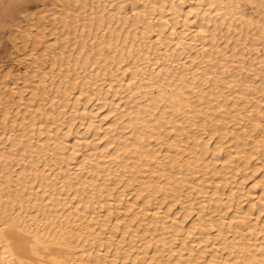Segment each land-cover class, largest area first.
<instances>
[{"label": "bare ground", "instance_id": "1", "mask_svg": "<svg viewBox=\"0 0 264 264\" xmlns=\"http://www.w3.org/2000/svg\"><path fill=\"white\" fill-rule=\"evenodd\" d=\"M235 1L237 0H160V3L157 2L150 5L151 1L148 0L147 10H144L139 5L141 0H133L137 6H140L136 7L134 15L143 21L144 29L142 34L138 33L140 31V23L138 22L128 23L125 28L121 27L123 24L122 20L127 15L126 6H121L112 12H109L110 10L108 9L93 7L94 10H97V12L94 11V15L96 13L103 19H110L109 30L124 33V36L127 39L129 38V41L127 43L123 42V38L120 35L113 37L100 35L94 42V46L100 50V53L91 54L87 64H76L74 62L75 57L85 52L92 42V40L88 39V35L97 31L101 32L105 27H98L96 23L89 26L87 24L85 31L73 34L80 45L77 48L78 50H75L76 54H72V58L67 55V52L60 55L59 58L61 60L72 59V72L73 70L78 72L73 82L76 89H71L67 93L65 100L60 103L58 100L47 96L42 99L43 104L51 105V107L48 106L42 112L43 122L41 127L37 128L36 119L32 120L30 124L22 126L23 131L35 132L40 137L37 141L33 139L28 141V149L41 146L46 149L45 153H40L39 157L33 155L28 160L32 158L34 163L38 164L37 160L40 158V163H48H45L44 170L34 171L33 174L26 171L22 172V182L18 183V188L14 186L15 181L12 180L11 176L8 178L5 188L4 183L0 182V264H130L129 260H132L130 255L134 253L133 250L137 249L139 256H142L141 254L144 255V253L146 255L148 252L146 249L152 246L151 241H141L144 244L138 248V243L134 244L133 241L135 240L130 239L128 251L125 250L126 252H123L124 249L120 247L118 252L116 251L117 253L113 254L110 252H112L111 250L115 244L113 245L111 238L100 237L97 234L98 229L105 230L110 228V226L115 228L113 231L114 236L119 230L122 217L119 218V214H116L118 209H116V206L120 205L129 194L124 190L123 192L119 191L115 195V186L121 185L123 182L127 183L128 187L132 186V183H139V187L146 188L147 191L151 185L149 186V182L143 179L147 175L159 176L161 179L165 178L166 181L165 186L162 185V187L160 185L159 187L158 185L157 189L153 188L155 189V194H162L159 200H165L170 196L173 197L172 199L178 200L179 194H181H178L180 190L186 189L192 192L199 188V185L195 183V175L201 176L200 178L196 176L197 181H203L206 176L210 175L207 170L209 169V161L206 159L207 153L210 152V143L214 140L224 141L228 138L227 133L225 131L223 133L218 127L225 128L228 124L243 126L244 123L261 118L263 122L257 121L261 123H258L259 125L256 123L254 127L260 126L261 130L264 131V119H262L264 115V95L258 97L259 106L263 108L250 109L246 112L244 109H247V107L245 108L244 104L243 107L240 102L243 100L248 106L249 103L252 104V100L254 101V96L249 95L251 88L248 84L252 85L251 81L249 83L246 81L250 89L244 94L245 89L233 87L236 84L238 85V82L231 85L230 81L221 80L220 75L223 71L220 72L221 74H215L220 77L212 74L215 78L210 73L208 74V71L202 73L198 70L205 66L206 61L210 62L216 58L221 59L224 56L227 60L226 57L229 56V53L225 51V48H220L222 45H238L237 47H239L243 38L248 37L250 39V36H253L251 28L255 24L252 26L249 20L245 21L247 19L244 20L240 16L241 14L234 13L241 8ZM29 2L30 0H0V21L11 22L18 20L21 11L28 7ZM89 2L86 3L87 6L90 5ZM106 2L114 5L117 2L119 3L120 0H107ZM154 18L159 20L155 27L151 25ZM246 22L249 24H246ZM244 25L245 27L248 25L249 28L246 27L244 29ZM240 26L243 28H240ZM153 28L158 33L155 43L151 42ZM231 30H235L238 33H235V37L238 38L236 41L232 39L235 37H233L234 34L231 33ZM64 31L66 32L65 28ZM174 34L176 37L173 36ZM66 38L68 39V37ZM39 41L42 42L41 39ZM244 48L246 50L250 47L246 45ZM111 50L119 51L120 55L114 56L111 54ZM79 51L81 52L79 53ZM107 51L111 53L107 54ZM241 54L243 55L244 53L239 55L241 56ZM203 57L207 60L203 61ZM221 61L223 60L221 59ZM216 62L214 60V63ZM260 63L257 66L261 65ZM92 66L95 67L94 70ZM103 66L111 70L114 69L116 73L112 75L108 73L101 74L100 71L96 70V68L99 69ZM58 67L60 66L58 65ZM58 67H54L48 73V76L44 75L40 87L49 89L61 86L63 88L65 82L71 81L72 72L66 73L64 69ZM191 67L194 69H191ZM231 67H229L230 70L232 69ZM225 68L223 67V70ZM91 71L94 75L100 74V77L96 78L97 80L94 82L84 77ZM207 74L210 77H214L215 84L217 83L218 85L213 84L215 87L213 85L209 86L208 82L211 81H208ZM235 75L237 76V73ZM235 75L233 74L234 80L237 78ZM230 78L232 79V77ZM57 79L61 81V85ZM81 80H84L82 82V85L84 84L82 90L79 89ZM234 80L231 81L234 82ZM236 80L239 81L240 79ZM253 83L256 82L253 80ZM26 84V86H31L32 81L27 79ZM207 85L208 87H206ZM253 86H251L252 89ZM8 91L13 95L20 94L21 99H25L26 91H20L17 86L9 87ZM262 91L264 92V83ZM35 93L37 98L38 93ZM222 98H233L237 103L238 101L240 102L239 106L235 104L234 107H230L226 99L223 100ZM213 102L218 104V107L215 108L216 110L221 113L223 111L228 115L233 114L234 119H228V122L225 118L216 117L215 113L208 112V108L211 107L210 105ZM70 108H72L71 111ZM106 108H110L108 113L104 114V116H99V111L102 112ZM56 111L57 113H55ZM244 111L246 112L244 113L245 115L241 117L242 119H238L239 116L243 115ZM69 113L73 116L69 133L84 128V134L79 136L74 142L70 140L68 134V137L60 136L57 139L51 136L54 133L53 129H62ZM177 116H184L188 121L179 125L178 121L181 120L179 118L177 121ZM202 116H205L206 119L199 121ZM54 117L55 119H53ZM48 120H53V124L50 127L44 126L48 123ZM77 120L79 123H77ZM239 120L244 123H239ZM177 124L179 125V131L176 137L168 138L166 133L170 131L167 127L177 126ZM249 125L247 124V126ZM260 127H258V130H260ZM195 128L200 132H206L211 128L209 135H207L208 139L204 138L205 135L204 137L201 136L204 132L193 138L192 131ZM246 128L248 129L249 127ZM95 132H100L98 139H93L92 134ZM191 132L196 145L203 147V154L184 160L182 154L190 152L191 147H189V144L184 145L182 139L184 140L188 136L191 137ZM165 134L169 140L165 143L167 146L165 148H168L166 153L173 150L178 153L173 157L169 155L170 153L166 154L165 148L160 145L162 143L161 140L165 139ZM43 136H46L44 140L48 142L45 145H40L38 142L42 141L41 137ZM234 139L239 142L240 137L236 136ZM258 139H252L253 147L256 149H260L261 144L264 145V141L261 142L262 139ZM18 142L17 139L11 138L10 147H17ZM107 144L108 147L105 148ZM234 146H236V143ZM110 147L115 148L114 153L108 151ZM237 148H239V145ZM211 151L216 155H220L223 150L221 147L216 146L214 149L211 148ZM240 152L242 153L243 150H240ZM241 153L238 152V155H242ZM179 154H181L182 160ZM252 157L248 155L246 162L253 160ZM262 158L264 159L263 156ZM107 159L108 165H104L105 163L103 164V162H106ZM56 160H60L62 164L59 166L55 163L53 164ZM74 161H79V163H76L79 165L77 171L69 178L68 176L61 178L60 183L51 185L50 181H53L57 173L71 170L70 168L75 165ZM225 168L227 169V167ZM228 168L230 169V167ZM184 169L190 170L186 172ZM181 170H184V172H181ZM261 170L264 171V161L260 169H257L255 173L258 174ZM173 171H180L181 173L177 172L178 175L184 176L181 178V175H172L171 172ZM236 175V172H231L227 177L217 180L211 197L212 201L217 203L224 202V196L227 194H222L221 190L228 188L230 186L229 183L236 178ZM246 180L247 176L242 181L243 183L239 182L237 186L232 187L231 193L228 194L227 198L230 204L244 200L246 193L242 192L241 188L246 183ZM159 184H161L160 181ZM261 187H263L262 193H264V180H260L255 185V188ZM137 190L139 191V189H136L135 193ZM58 194L64 198L53 201ZM199 195L203 198L205 197V192H200ZM151 197H148L143 205H148L149 207L151 203L154 205V203L159 201L155 200V202ZM105 203L109 205L104 207L103 204ZM229 203L224 208L225 211L231 209ZM82 207H85L83 212L80 209ZM161 207L162 205L159 207L156 204L154 208L146 209L147 211L140 220L143 225L138 226V228L143 227L145 229L143 234L151 233L156 235L159 232L158 238H160V241L165 238L164 236H171V242L169 243L171 248L157 249L154 256L161 251L168 252L170 257L174 256L173 245L177 244V238L183 237L181 251L195 253L194 255L191 254L192 256L190 255L191 258H194L195 264H264V207L259 211L258 218L254 220L259 224L254 221H246L247 219L245 220L246 223H243L246 212L240 211L241 207L231 221L230 225L233 226L231 230L229 229L230 225L227 226L221 222V224L215 222L212 227H208L207 224L210 222L204 220L205 223L201 227L203 226L206 229V233H201V237L195 241L197 246L187 245L190 239L188 235L195 234L192 230L196 229L197 226L194 228L192 226L188 231L183 229L186 225L183 224V226L181 225L182 223H179L181 226L174 224L171 226L166 225L167 227L164 226L163 229L158 227L160 223H163V225L166 223L165 217L159 212ZM253 207L254 205H251V208ZM119 208L122 207L119 206ZM207 208L206 205H203L201 208L202 212L204 211L206 214L207 211L205 212V209ZM122 209L127 211L125 207ZM122 209L121 211H123ZM119 211L120 209L117 213ZM206 215L213 216L211 212ZM85 221L94 222L93 225L91 224L87 228L89 232H86L87 229L82 227ZM134 224L135 220L127 221L126 228L137 227V224L136 226ZM212 228H216L218 231L216 237H211L210 235L211 233L213 235V232H208ZM226 228L229 230L227 232L230 233L225 234ZM185 235L187 236L186 238H184ZM222 235L225 240V235H230V238H234L238 242L233 244V246H229L227 245L228 239L226 240L227 242L225 240L222 242L218 239ZM137 237L138 235L134 236L135 239ZM140 237L142 236L140 235ZM245 239L249 240L248 243H239V241ZM207 249L212 251L207 252ZM206 252L211 253L210 256L212 258L210 260ZM151 258L155 260L153 255ZM137 259L131 262L140 264ZM192 263L193 261L185 259L180 264Z\"/></svg>", "mask_w": 264, "mask_h": 264}, {"label": "rangeland", "instance_id": "2", "mask_svg": "<svg viewBox=\"0 0 264 264\" xmlns=\"http://www.w3.org/2000/svg\"><path fill=\"white\" fill-rule=\"evenodd\" d=\"M89 1L88 0H30L28 7L24 8L21 11V14L18 20L11 21V22L0 21V182L4 183V188L7 186V181L10 176L12 177V180L15 181L14 186L18 188L17 186L18 183L22 182V176H21L22 172L26 171L27 173L33 174L34 171H37L40 169L44 170L45 163H48V162L40 163V158H38L37 160L38 164L34 163V160L32 158L28 160L33 155L39 157L40 153H45L46 149H44L43 146L28 149V141H30L31 139H33L34 141H37V139L40 137H38V134L35 132L23 131L22 126L28 125L31 123L32 120L36 119L38 123L37 128L41 127L42 122H43L41 114L48 106L51 107V105L43 104L42 99L47 96V97L58 100L60 103L65 100L67 93L71 89L73 90L76 89L75 85H73L75 83L73 82L75 80L74 77H77L76 75L78 72L76 70L75 71L73 70L72 72L73 63L71 61L72 59L70 58H72V56L76 54L75 50L78 47H80V45L77 39L74 38L73 34H75L76 32L85 31L86 30L85 27L87 24H88L87 26L91 24L94 25L95 23L98 25V27L105 26L101 32L97 31L95 33H92V34L90 33L88 35V39L92 40V42L86 48L85 52L80 53L81 51H79L80 54H78L74 60L76 64H87L88 58L91 54L100 53V50L94 46L95 40L100 35H107L109 37L120 35V37L122 36L123 38V42L127 43L129 41V38L127 39V37L124 36L125 35L124 33H119V32H114L112 30H109L108 28L110 26V19L108 18L103 19L100 15L96 13L94 15V11L97 12V10H94L93 7L108 9L110 10L109 12H112L121 6H126L127 15L122 20L123 24L121 25V27L125 28L128 25V23L138 22L140 23L139 24L140 31L138 33L142 34L143 32L142 31L144 29V24L142 25L143 21L134 15L136 11V7H140V6H137L133 2V0H120L119 3L117 2L114 5H110V3L106 2L107 0H89ZM150 1H151L150 5H152V3H157V2L160 3L159 2L160 0H150ZM240 1L239 0L235 1L237 2L236 4H239L241 6V8H239L234 13L241 14L240 16L243 17L244 20L247 19L245 21L249 20L250 23H252V26L255 24L253 28H251L253 31L250 30L253 36L252 37L250 36V39L248 37L243 38V40L240 42L239 47H237L238 45L229 46L225 44H224L225 46L224 45H222L221 47L219 46L221 49L225 48L226 49L225 51L229 53V56L226 57L227 60L225 59V56H224L221 58L223 61L225 60L224 62L221 61V59L216 58L217 60L216 59L214 60L217 62L214 63V60L209 62V61H206L207 59L203 57V61H206L207 63L205 64V66H202L203 69L199 68L198 70L201 71L202 73L204 71H205L204 73L208 71V74L210 73L211 76H214L215 74H221L220 72L223 71L222 74L220 75L221 77L218 75H215V76L220 77L222 81H225V80L228 82L230 81L229 83H231V85L238 82V85L236 84L233 87L236 89L237 88L245 89V91L243 90L245 92V93L243 92L244 94H246V92H248L249 89L251 88L250 89L251 92L249 91L250 94L249 93L247 94L254 96L253 98L255 102L252 100L251 101L252 104L249 103L248 104L249 107H248L243 102V100L240 101L243 107L244 105H245V108L247 107V109H244L247 112L250 109L254 110L256 108L258 109L259 107L261 108L264 107V106L263 107L259 106V103H258V97L260 95L261 96L264 95V92L262 91V87L264 83V64H262L264 62V37H263L264 35L263 33V30H264V1L263 0L262 1L256 0L255 2H252L254 0H251V1L242 0L241 2ZM88 2L90 5L87 6L86 3ZM139 5L142 6L140 8L147 10L146 6L149 5L148 0H141V4ZM152 21L153 22L151 23V25L153 27H155L159 23V20L155 18ZM246 24H249V23L246 22ZM241 27L242 26H240V28ZM243 27L244 29H246V27L249 28L248 25L246 27L244 25ZM64 28L66 32L64 31ZM231 31H232L231 33L234 34L233 37H235V33L237 32L235 30H231ZM151 35H152L151 42L155 43L158 38L157 37L158 33L156 32L155 28H153V32L151 33ZM173 36L176 37L175 34ZM66 37H68V39ZM39 39H41L42 42L39 41ZM232 39L233 41H236L238 38L235 37ZM246 45H248L250 48H247L245 50L244 47ZM243 49L244 51H242ZM65 52L68 53L67 54L68 56H71L72 54L73 55L67 60H61L59 57L61 54ZM111 52L107 51L106 53L107 54L111 53L114 56L120 55L119 51L111 50ZM240 53H244L245 56L244 54L243 55L241 54L242 56L241 57L239 55ZM252 60L253 61L256 60V61L253 62ZM227 61H231V62H227ZM225 62H227L228 64ZM256 62H258L257 64L261 62L260 63L261 65L257 66ZM57 64L62 69H64L66 73L72 72L71 81H68L67 83L65 82V84L63 85V88H61V86L60 87L56 86L54 88H49V89L40 87V84H41V81L44 75L46 74L48 76V73L51 72L54 67L56 66L58 67ZM227 65H231L232 67L231 66L227 67ZM250 65L251 66L253 65L251 69H249L251 67ZM197 67H201V66H197ZM223 67L224 68L226 67L225 70H223ZM229 67H231L232 69L230 70ZM92 68L93 70L95 69L94 66H92ZM101 68L103 69L101 70ZM191 69H194V68L191 67ZM96 70L100 71L101 74L108 73L109 75H112L116 73L114 69L112 70L108 69L106 66L100 67L99 69L96 68ZM236 73H237V76L235 75ZM208 74L206 75L207 78L209 79L208 81H211V82H208V85L209 86H212L213 84L218 85L217 83L215 84L216 77L215 76H214L215 78L210 77ZM233 74L235 75V77H237L236 79H240L239 80L240 83L238 80L233 79L234 78ZM84 77L94 82L95 80H97L96 78L100 77V74L94 75L93 72L91 71L87 73L86 75H84ZM230 77H232V79ZM27 79H30V81H32L31 86H26ZM231 80H234V82ZM253 80L256 83H253ZM57 81L61 85V81L59 79H57ZM246 81H248V83L250 81L252 82V85L248 84L250 88L248 87ZM82 82H84V80H81L79 83L80 84L79 89L81 90L84 88V84L82 85ZM208 85L206 87H208ZM214 85L213 87H215ZM12 86H17V88H19L20 91H26L25 99L22 100L20 97V94L18 95L11 94L8 91V89L9 87H12ZM251 86H253V89ZM35 92L38 93L37 98L35 97V94H36ZM222 99L223 100L226 99L230 107H234L235 104L239 106V103H240L239 101L237 103V101L233 98L232 99L222 98ZM217 105L218 104L216 102H213L212 105H210L211 107L209 106L210 108H208V112L210 113L213 112L215 113L216 117L221 116L222 118H225V120L227 121L228 119L230 120L234 119L233 114L228 115L224 113L223 111L221 113L220 111L216 110L215 108L218 107ZM71 109L72 108H70V111ZM109 109L110 108L104 109L103 110L104 112L99 111L100 113H98V115L99 116H104V114L106 115ZM245 111L243 112V115L241 114L242 116H239L238 119H242L241 117L245 115L244 114L246 113ZM55 113H57V111ZM202 117H200L199 121L206 119L205 116H202ZM263 117L262 119H264ZM176 118H177L176 119L177 121L179 118H180L179 120H181V121H178L179 125H182L183 122L188 121V119H186V117L184 116L183 117L177 116ZM53 119H55V117ZM52 121L53 120H48V123L44 126L50 127L53 124ZM72 121H73V116H71V114L69 113L67 115L66 122L64 123L62 129H58V130L53 129L54 133H52L51 136H54V138L57 139L60 136L68 137L69 135L70 140L74 142L79 136H82L84 134V128L83 129L81 128L79 130H74L69 133V131L71 130L70 123ZM257 121H261V118L258 120H254L252 122H248V123H244L243 121L241 123L239 120V123L241 124L244 123V125L246 126L244 125L236 126L233 124L234 125L233 127L232 124L231 125L228 124L225 128L218 127L220 131H222L223 133L225 132L227 133L228 138L224 141L214 140L210 143V146H211L209 150L210 152L207 153L208 155L206 156V159L209 161L208 162L209 169L207 170L210 172V175L208 177L206 176V179L203 181H197L196 179L200 178L201 176L198 177L199 175H195L194 177L196 181L195 183L199 185V188L192 192L186 189L180 190L178 194L179 193L181 194H179L180 196L178 200L172 199L173 197L171 196L165 200H159L162 197V194H155L154 193L155 189L153 188L157 189L158 185L159 187L160 185L161 186L166 185L165 178L161 179L159 176L147 175V177L143 179L146 182H149V186L151 185L147 189V191H146V188H140L139 183L137 184L132 183V186L130 185L131 187L130 186L128 187V185H126L127 183L125 184V182H123V184L121 185L115 186L114 187L115 195H117L119 191L123 192L125 190L127 191L126 193L129 194V196L125 197L122 203L120 205H117L118 207L116 206V209L118 208L116 210V214L117 215L119 214L118 215L119 218L121 217L122 218L119 224V230L118 232L115 233V236L113 234V231L115 229L113 226H110V228H107L105 230L98 229L99 231L97 234L100 237L103 236L104 238H111V242L113 243V245L115 244V246L111 250L112 252L110 253H113V254L117 253L120 247L124 249L123 252H126L125 250L128 251L130 239L135 240L133 241L134 244L138 243L137 244L138 248L140 245L144 244V242H141V241L146 240L147 242L149 240V242L151 241L152 246L146 249L148 251V252L146 251L147 254L145 255L144 253V255L141 254L142 256H139L138 255L139 252H137L138 250L137 249H135V251L133 250L134 253L130 255L132 257V260H129L130 264H133L131 261L134 262L137 258L139 259V260L137 259V261H139L140 264H180L185 259L188 261L191 260V262L193 261L192 264H195L194 258L193 257L191 258V256L194 255L195 253L192 254L191 252L189 253L186 250H185L186 252L181 251V247H182L181 244H182L183 237H181L182 239L177 238L178 239L176 242L177 244L173 245L174 250H175L174 256L170 257L168 255V252H164V251H161L160 253L154 256L157 249L171 248V246L169 245V243L171 242L170 241L171 236L170 235H168V237L164 236L165 238L161 239L160 241V238H158V234H160L159 232H157L156 234L157 236L152 235L151 233L143 234L144 233L143 230L145 229L143 227L138 228V226L143 225V222H140V220L142 219L143 214L147 211L146 209H149V208L152 209L156 206V204L159 207L162 205L161 210L159 212H161L163 217H165V221L167 223V224L165 223V225H163V223H160L158 225L160 229H163L164 226L167 227L168 225L171 226L174 224L180 225L181 223H182L181 225L183 224L186 225L185 228L183 227L184 225L182 226L183 229H185V231H188L192 226L193 228L197 226L196 229L192 230L194 231L193 233L195 234H192L190 236L186 234L188 235V238L190 237V239L187 242V245L189 246H192V245L197 246V243L195 241L201 237V233L203 232L206 233V229L203 226L201 227V225L205 223L204 220L210 222V223L207 222L209 223L207 224L208 227H212L215 222H218V224L224 223L225 225L229 226L231 224L232 219L235 217L240 207H241L240 211L246 212V214L244 215L245 219L242 221L243 223H246V221H254L255 219H257L259 216V211L262 210L264 207L263 206L264 205V193H262L263 187L255 188L256 183H258L260 180H264V171L261 170V172H259L258 174L255 173L257 169H260L261 164L264 161V159L262 158V156L264 157V147H263L264 145L261 144L262 146L260 145L261 147L260 149L259 148L256 149L253 147V140H257L258 138H260L262 139L261 142L264 141V131L261 130L260 126L254 127L256 126V123L257 125H259L261 122H263V120L261 122H257ZM77 123H79L78 120H77ZM178 124L177 126L174 125L173 127L172 126L167 127L170 132L169 133L167 132L166 134L168 136L165 134V137H164L165 139L161 140L162 143L160 142L161 143L160 145L161 146L163 145L162 147L164 148L167 147L165 143L169 141L168 140L169 137H172V136L176 137L179 131ZM247 124L249 126H247ZM240 126L241 128H239ZM246 127H249V128L247 129ZM253 127L255 130L256 129L257 130L255 131ZM258 127H260V130H258L259 129ZM197 130L198 129L195 128L194 131H192L193 138H195L197 135H200L199 133L204 132L205 134L202 133L201 136L204 137L205 135L204 138L208 139L207 135H209L208 133H210L211 128H209L206 132L205 131L200 132ZM192 132L190 134L191 137L188 136V137H185L184 140L182 139V142L184 141V145L189 144V147H191L190 152H184L183 154L181 153L184 160L186 158L189 159L193 156L198 157L203 154V151H202L203 147L201 145L200 146L196 145L195 140L192 138ZM99 135H100V132L93 133L92 134V136L94 137L93 139L95 138L98 139V137H100ZM252 135L255 136V137L253 136L252 138L253 140L251 139ZM236 136L240 137V140L243 137L241 141L239 140V142L242 144H240L239 142H236V140L234 139ZM11 138L17 139L19 141L17 143L18 145L17 147L15 148L10 147ZM45 138L46 136L41 137L42 141L38 142V144L45 145L48 142L47 140H44ZM233 139L235 141V142L233 141L234 143L232 142ZM258 141L260 140L258 139ZM235 143H236V146H234ZM237 144L239 145L240 149L237 148L238 146ZM216 146L222 148L223 150L222 154L216 155L211 151V148L214 149L216 148ZM106 147H108V144L107 146H105V148ZM192 147H193V150H192ZM114 149L115 148L110 147L108 151L114 153L115 152ZM240 150H243L244 153L243 152L241 153ZM164 151L166 153V151H168V148L167 149L165 148ZM175 152L173 150L169 152L170 154L169 153H166V154H169L170 156L173 157L178 154L177 152L176 153ZM238 152L241 153L242 155L240 154L238 155ZM181 154H179V157L181 156ZM248 155H251V157L253 155L252 157L253 160L246 162V158ZM183 158L180 157L181 160ZM107 162H108V159L106 160V162L104 161L103 164L105 163L104 165H108ZM54 163L57 164L58 166L62 164L60 160H56L55 162H53V164ZM74 163L75 165H73L70 168L71 170L69 172L57 173V176L54 177L52 182L50 181V184L54 185L55 183H60L61 178L65 176H68L69 178L78 169L79 165L76 163H79V161H74ZM103 164L102 166L104 167ZM225 167H227V169ZM228 167H230V169ZM184 170L188 172L190 169L189 170L184 169ZM184 170H181V172H184ZM191 170L193 169L191 168ZM177 172L179 173L180 171H173L171 172V174L180 176L181 174L178 175ZM231 172H236L237 175L234 180H231V182L229 183L230 186L228 185L229 186L228 188H224L223 190H221L222 194H227L224 196V199H225L224 202L217 203V202L212 201L211 197L216 187L215 185L217 183V180L222 179L223 177H227V175ZM182 176L184 175H181V178ZM246 176H247V180L245 181L246 183L242 185V188H241L242 192L246 193L245 198H243L244 200L235 201L230 204L229 201L227 200L228 194L231 193L232 187L237 186V184L239 182H242ZM159 181L161 184H159ZM136 189H139V191L137 190V192H140V191L142 192L144 190L145 193L144 191L142 192L143 194L141 192L135 193ZM200 192H205V197L201 198V196L199 195ZM1 193H6V192H1ZM150 196H152L151 198L153 201L155 200H159V201L157 202L155 201L156 203H154V205L153 203H151L149 207L148 205H143L147 201V198ZM63 198L64 197L62 195L58 194L56 197H54L53 201L55 199H57L58 201ZM228 203L231 205V209H229L228 211H225L224 208L227 207ZM108 205H109L108 203L103 204L104 207ZM203 205H206V207H208L207 209H205V212L207 211L206 214L211 212L213 216H210V215L207 216L204 213V211L202 212L201 208ZM251 205H254L253 207L254 209L251 208ZM119 206L122 208L125 207L127 208V211L128 210L129 211L128 212L124 211L122 208H119ZM80 209L83 212L85 210V207L84 208L82 207ZM119 209L120 211L119 213H117ZM121 209L123 211H121ZM131 220H135L134 226H136L137 224V227L126 228L127 221L129 222ZM153 221L151 222L153 223ZM254 222L256 223V221ZM93 223L94 222L85 221L82 224V227L87 229L91 224L93 225ZM256 224H259V223L257 222ZM232 228L233 226L230 225L229 229L231 230ZM227 230L228 228L225 229L226 231L225 234L230 233V232H227ZM216 231H217L216 228L214 229L212 228V230L208 232H213V235L211 233L210 236L216 237V235H218V231L217 232ZM86 232H89V230L87 229ZM135 235L136 236L138 235L136 239L134 238ZM140 235L142 237H140ZM186 235L184 236V238L187 237ZM230 235L229 236L225 235L226 240L228 239L229 242H227L224 239L223 235L219 237L218 239L221 240L222 242L225 240V242H227V245L233 246V244L237 243L238 241L234 240V238H230ZM157 238L159 239L160 242L158 241ZM248 241L249 240L245 239V240L239 241V243L240 242L248 243ZM158 242L162 244L159 245ZM197 249L201 250L200 248H197ZM208 250L209 249H207V252L212 251V250H209V251ZM210 254L211 253H207L209 260L212 258ZM152 255L155 260L151 258ZM218 255L220 256V254ZM182 257H184L185 259Z\"/></svg>", "mask_w": 264, "mask_h": 264}]
</instances>
